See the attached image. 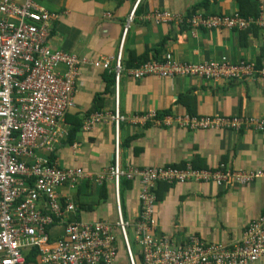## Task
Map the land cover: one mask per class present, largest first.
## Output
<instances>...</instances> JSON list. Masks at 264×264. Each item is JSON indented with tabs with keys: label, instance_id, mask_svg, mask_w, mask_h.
<instances>
[{
	"label": "crops",
	"instance_id": "obj_1",
	"mask_svg": "<svg viewBox=\"0 0 264 264\" xmlns=\"http://www.w3.org/2000/svg\"><path fill=\"white\" fill-rule=\"evenodd\" d=\"M38 5L55 16L51 49L85 61L76 84L75 106L65 118L69 136L78 123L82 129L73 143L68 138L55 154L40 152L61 168H81L89 176L75 189L66 186L59 190L63 200L76 207L67 221L116 227L115 183L107 177L98 180L113 167L116 150L125 172L119 183L120 205L128 230L133 229L134 234L141 190L136 170L264 173V132L192 130L177 122L217 115L264 119V30L216 31L194 25L200 17L234 13L256 17L264 14V0H38ZM160 13H168L170 19L158 23ZM120 51L116 103L115 85L110 86L107 79L115 73ZM167 57L192 66L249 60L256 64L257 73L242 80L153 75L135 79L129 74L143 65L165 64ZM102 59L110 60L111 70L93 66ZM64 70L60 67V72ZM97 113L103 115L102 121L84 130ZM168 119L176 123L165 124ZM123 180L129 185L124 187ZM157 193L154 232L168 235L178 244L198 236L207 243L229 246L241 239L250 222L264 217V177L246 186L193 179L159 183ZM63 229L64 224L53 226L51 238H61ZM115 233L118 255L113 264L120 261L124 249L119 231ZM124 253L125 262L118 264H130L125 249ZM134 259L135 264H143L140 254H134ZM255 264H264V256Z\"/></svg>",
	"mask_w": 264,
	"mask_h": 264
},
{
	"label": "built area",
	"instance_id": "obj_2",
	"mask_svg": "<svg viewBox=\"0 0 264 264\" xmlns=\"http://www.w3.org/2000/svg\"><path fill=\"white\" fill-rule=\"evenodd\" d=\"M131 14L129 21L133 19ZM54 15L38 5V0H1L0 2V264H33L26 253L39 250L37 264H113L118 255V237L123 242L130 264H135L119 197V183L125 172L115 152L113 167L98 177L115 183L118 207L116 227L107 223H76L67 221L76 207L59 194L62 187L75 189L89 177L81 168H61L40 152L55 154L68 140L65 123L67 113L74 108L76 84L84 60L49 46ZM168 13L157 14L158 23L168 21ZM200 23H199V22ZM209 30H264V14L244 17L239 13L200 17L194 21ZM127 28L124 31L125 39ZM121 51L115 69L116 103L120 79ZM96 68L111 70L108 59L93 63ZM64 67V72H60ZM256 64L249 60L237 63H205L200 66L181 64L167 57L165 64H148L131 71L135 79L153 75L161 78L199 76L231 80L253 78ZM264 79V72L262 73ZM154 118V115H153ZM97 113L87 121L84 130L102 121ZM116 120L120 122L116 113ZM175 120L168 119L171 125ZM183 128L192 130L264 132V119L252 117L204 118L186 117L177 120ZM119 143H117L118 147ZM140 176L138 196L140 215L135 223L136 242L143 264H255L264 256V217L250 222L239 241L232 245L207 243L191 236L175 243L168 235H157L155 191L159 183L189 180L219 186H246L263 178L261 172L225 173L223 170L179 172L159 168L134 171ZM133 174V173H131ZM64 224L63 236L52 239L50 229Z\"/></svg>",
	"mask_w": 264,
	"mask_h": 264
},
{
	"label": "trees",
	"instance_id": "obj_3",
	"mask_svg": "<svg viewBox=\"0 0 264 264\" xmlns=\"http://www.w3.org/2000/svg\"><path fill=\"white\" fill-rule=\"evenodd\" d=\"M115 78H116V74L115 73H112L109 77H108V79H107V81H108V83H109V85L111 86H113V85H115ZM162 116H164V115H159V117H162ZM82 124L81 123H78L76 126H75V128L72 130V132H70V136H69V140L73 143V140H74V137L76 136V133L80 130V129H82ZM124 182H123V186L124 187H126V186H128L129 185V182L127 181V180H123ZM158 188H157V190L155 191V194L156 195H158ZM123 207H124V205H123ZM26 259H27V261L29 262V263H33V264H37V262H38V260H37V255H39V250L37 249V248H35L32 252H29L28 254L26 253Z\"/></svg>",
	"mask_w": 264,
	"mask_h": 264
},
{
	"label": "rangeland",
	"instance_id": "obj_4",
	"mask_svg": "<svg viewBox=\"0 0 264 264\" xmlns=\"http://www.w3.org/2000/svg\"><path fill=\"white\" fill-rule=\"evenodd\" d=\"M128 236H129V240H130V243H131V246H132V250H133V253L135 254V256L137 257V255L139 254V252H140V248H139V246L136 244V242H135V234H134V231H133V229H129L128 230ZM122 245H123V243H122ZM123 249V248H122ZM125 253H124V249H123V251H120V256H121V259H120V261H118L117 262V264L118 263H124L125 262V255H124ZM126 264V263H125ZM138 264H139V262H138Z\"/></svg>",
	"mask_w": 264,
	"mask_h": 264
}]
</instances>
